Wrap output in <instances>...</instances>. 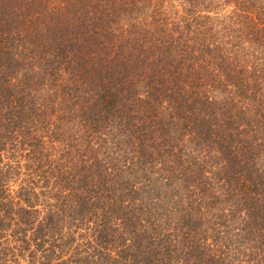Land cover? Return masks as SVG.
<instances>
[{"label":"trees","instance_id":"1","mask_svg":"<svg viewBox=\"0 0 264 264\" xmlns=\"http://www.w3.org/2000/svg\"><path fill=\"white\" fill-rule=\"evenodd\" d=\"M0 264H264V0H0Z\"/></svg>","mask_w":264,"mask_h":264}]
</instances>
